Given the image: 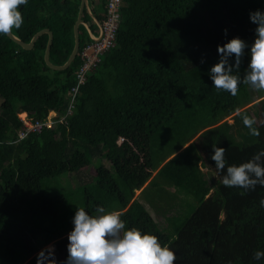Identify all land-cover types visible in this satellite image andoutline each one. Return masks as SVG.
I'll return each instance as SVG.
<instances>
[{
    "label": "trees",
    "instance_id": "1",
    "mask_svg": "<svg viewBox=\"0 0 264 264\" xmlns=\"http://www.w3.org/2000/svg\"><path fill=\"white\" fill-rule=\"evenodd\" d=\"M80 2L28 0L19 9L24 22L11 34L27 44L49 30V62L62 66ZM107 2L86 0L81 49L89 41L84 25L95 33L93 19L101 23ZM256 10L264 12V0H121L114 45L78 87L69 114L81 49L66 70L53 71L43 61L47 35L26 51L0 34V264H37L48 245L57 264L65 261L79 207L122 212L126 228L168 244L175 264H264L253 259L264 251V186L226 187V168L218 172L211 160L213 146L226 150V167L264 150V92L243 83L235 96L217 92L209 75L217 46L239 37L249 45L243 78L256 28L249 14ZM22 113L31 123L51 114L64 121L19 139ZM242 115L256 119L259 137ZM90 168L89 180H81ZM163 184L196 204L169 236L135 198L147 192L167 210L158 194Z\"/></svg>",
    "mask_w": 264,
    "mask_h": 264
},
{
    "label": "clouds",
    "instance_id": "2",
    "mask_svg": "<svg viewBox=\"0 0 264 264\" xmlns=\"http://www.w3.org/2000/svg\"><path fill=\"white\" fill-rule=\"evenodd\" d=\"M27 3L28 0H0V34L7 35L22 26L24 17L19 9ZM249 19L256 25L255 37L242 79L238 74L239 66L249 45L243 39L234 37L223 46H217L220 58L209 73L217 92L226 91L235 96L241 83L264 92V12H250ZM232 57L234 63H230ZM242 120L250 134L259 137L260 132L254 126L256 119L242 115ZM212 149L211 160L215 162L216 170L224 172L226 168L222 177L224 186L242 188L245 192L254 190L257 185L264 186V150L254 154L247 162L226 167V150L216 146ZM260 203L264 206V199ZM122 215L120 211H109L103 207H97L95 214H90L84 207L76 208L72 218L73 228L67 237L68 255L62 264H175L177 257L168 244L162 245L157 236L142 232L137 227L126 228ZM262 258L264 251L253 253L254 260ZM37 264H57L52 246L38 253Z\"/></svg>",
    "mask_w": 264,
    "mask_h": 264
},
{
    "label": "built area",
    "instance_id": "3",
    "mask_svg": "<svg viewBox=\"0 0 264 264\" xmlns=\"http://www.w3.org/2000/svg\"><path fill=\"white\" fill-rule=\"evenodd\" d=\"M120 4L121 0H108L105 18L97 25L98 34L93 36L89 33V41L82 47L79 53L81 64L74 73L76 84L75 87L70 90L71 96L67 114H69L70 110L73 108V102L77 94L78 87L84 83L89 73L96 69L101 61L102 54L114 45L115 33L119 20L118 11ZM53 117H55V114H51L50 118L44 123H31L26 117L23 119L20 118L26 128V131L20 132L18 134V138H25L27 132H39L42 127L49 129L56 123H63L64 121L63 118L58 121H54L51 119Z\"/></svg>",
    "mask_w": 264,
    "mask_h": 264
},
{
    "label": "rangeland",
    "instance_id": "4",
    "mask_svg": "<svg viewBox=\"0 0 264 264\" xmlns=\"http://www.w3.org/2000/svg\"><path fill=\"white\" fill-rule=\"evenodd\" d=\"M94 36L98 34V30H96L95 33H93ZM19 118H25V114H20ZM93 170L90 168L87 172L84 173V175H80V177H83L81 180L88 181L89 176L93 174ZM68 180L71 182L72 185H74L73 179L68 176ZM164 187V190H163ZM176 190V189H175ZM173 188L169 189L167 188V185L163 184L162 188L158 192V194L161 196L163 205L166 207L167 210H161V205H158L155 203L156 201L151 198L149 193H142V194H135L137 197H135L138 201H143L145 203L146 200L144 196H147V199L149 200L148 203L144 204L145 209L149 212L150 216L153 218V220L159 225L161 230L165 232L168 236L174 234L175 229L179 226V223H181V220L187 218L192 211L196 208L195 202L192 200V198L188 197L183 192H175ZM146 199V198H145ZM165 209V208H164ZM176 222V223H173ZM167 223H170L169 225ZM51 246V245H48ZM46 246L45 248H47ZM59 263L62 264V262L59 261ZM58 263V264H59Z\"/></svg>",
    "mask_w": 264,
    "mask_h": 264
},
{
    "label": "water",
    "instance_id": "5",
    "mask_svg": "<svg viewBox=\"0 0 264 264\" xmlns=\"http://www.w3.org/2000/svg\"><path fill=\"white\" fill-rule=\"evenodd\" d=\"M85 4H86V0H81L79 10H78V14H77V18H76V21L73 25V41H74L73 42V48H72L71 54L69 55L68 59L66 60V62L62 66H54L49 62L48 56H49V51H50L51 44H52V33L49 30L44 29V30L39 31L38 33H36L32 37L30 42L27 44L21 42L19 39L14 37L11 33L7 34L6 36L13 43L20 46L23 50L28 51V50H31L33 48L35 42L37 41V39L40 36L47 35V42H46L45 50L43 53V61H44L45 65L53 71H64L69 67V65L75 59L77 51H78V47H79L78 27H79V25L82 24L81 12H82L83 8L85 7Z\"/></svg>",
    "mask_w": 264,
    "mask_h": 264
},
{
    "label": "crops",
    "instance_id": "6",
    "mask_svg": "<svg viewBox=\"0 0 264 264\" xmlns=\"http://www.w3.org/2000/svg\"><path fill=\"white\" fill-rule=\"evenodd\" d=\"M92 35H93V34H92ZM93 36H94V35H93ZM250 90L255 94V90H253V89H250ZM258 98H259V97H257V95H254V99H255V100H258ZM153 176H154V173L152 174V177H153ZM139 192H140V191H136L135 194H138ZM139 194H140V193H139ZM141 194H142V193H141ZM135 197H137V195H135ZM144 197L146 198V199L143 198L144 200H146L145 203H144L142 200L140 201V203H141L143 206H144V204L148 203V201H149V200L147 199V196H146V195H145ZM143 203H144V204H143ZM144 207H145V206H144ZM52 248H53V247H52Z\"/></svg>",
    "mask_w": 264,
    "mask_h": 264
},
{
    "label": "bare ground",
    "instance_id": "7",
    "mask_svg": "<svg viewBox=\"0 0 264 264\" xmlns=\"http://www.w3.org/2000/svg\"><path fill=\"white\" fill-rule=\"evenodd\" d=\"M93 21H94V23L96 24V26L99 24V22L95 21L94 19H93ZM82 24H83V23H82ZM82 24H81V25H82ZM84 27L86 28L88 34L90 33V34L92 35L93 32L91 33V32H90L91 30H89V29L87 28L86 25H84ZM97 28H98V27H97ZM90 29H91V28H90ZM52 35H53V33H52ZM78 37H79V35H78ZM80 46H81V45H80ZM79 48H80V47H78V50H79ZM80 49H81V48H80ZM79 51H80V50H79ZM79 51H77V53H78ZM76 55H77V54H76ZM78 55H79V53H78ZM75 59H76V58H75ZM250 92H251V91H250ZM257 92H258V91H257ZM257 97H258V96H257ZM126 109H127V108H126ZM126 109H125V110H126ZM22 114H25V113H22ZM25 117H26V114H25ZM26 118H27V117H26ZM212 124H213V122H212ZM212 124H211V125H212ZM165 129H166V128H165Z\"/></svg>",
    "mask_w": 264,
    "mask_h": 264
}]
</instances>
